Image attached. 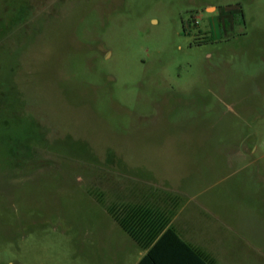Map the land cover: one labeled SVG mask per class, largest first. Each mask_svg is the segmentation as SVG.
Instances as JSON below:
<instances>
[{
  "label": "rangeland",
  "instance_id": "obj_1",
  "mask_svg": "<svg viewBox=\"0 0 264 264\" xmlns=\"http://www.w3.org/2000/svg\"><path fill=\"white\" fill-rule=\"evenodd\" d=\"M159 185L264 208V0H0V264H133Z\"/></svg>",
  "mask_w": 264,
  "mask_h": 264
},
{
  "label": "crops",
  "instance_id": "obj_2",
  "mask_svg": "<svg viewBox=\"0 0 264 264\" xmlns=\"http://www.w3.org/2000/svg\"><path fill=\"white\" fill-rule=\"evenodd\" d=\"M114 191L127 197L108 195L106 209L121 228L117 218L129 220L133 264H264V208H188L172 186ZM146 208L157 216L143 217Z\"/></svg>",
  "mask_w": 264,
  "mask_h": 264
},
{
  "label": "trees",
  "instance_id": "obj_3",
  "mask_svg": "<svg viewBox=\"0 0 264 264\" xmlns=\"http://www.w3.org/2000/svg\"><path fill=\"white\" fill-rule=\"evenodd\" d=\"M141 212V211H140ZM142 215L143 217L145 216H152V218L156 217L157 216V213L155 214L156 210L155 209H152V208H146V209H143L142 211ZM152 214V215H150ZM118 222L120 223V225L122 226L123 229H125L131 236H133V230L131 228V226L129 225V220H125V219H119L117 218ZM146 260V257L143 258L138 264H142L144 263V261Z\"/></svg>",
  "mask_w": 264,
  "mask_h": 264
}]
</instances>
